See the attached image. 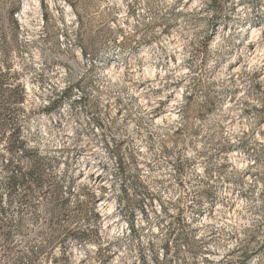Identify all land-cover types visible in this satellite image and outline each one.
I'll return each mask as SVG.
<instances>
[{
	"label": "rangeland",
	"instance_id": "obj_1",
	"mask_svg": "<svg viewBox=\"0 0 264 264\" xmlns=\"http://www.w3.org/2000/svg\"><path fill=\"white\" fill-rule=\"evenodd\" d=\"M0 79V264H264V0H0Z\"/></svg>",
	"mask_w": 264,
	"mask_h": 264
},
{
	"label": "trees",
	"instance_id": "obj_2",
	"mask_svg": "<svg viewBox=\"0 0 264 264\" xmlns=\"http://www.w3.org/2000/svg\"><path fill=\"white\" fill-rule=\"evenodd\" d=\"M2 83L3 81L0 79V86H2ZM15 104L19 106L21 102L19 100L15 101ZM10 139L12 140L10 141V143H8L5 149V153L7 154L8 158H4L5 155L3 153H1L0 155L2 159L1 170L5 174L4 186L6 187V190L8 191L9 195H12L16 187L23 189L25 194L21 198V201H26L28 198V194L32 191L34 187H41L42 175L40 171L35 167L36 162L32 163V159L27 153L24 154V158L25 161L31 165L30 169L26 168V162L19 163V161H15L12 158L13 154L17 150L23 148L24 145L19 129L13 131ZM3 211L4 207H2V209L0 210V214H2ZM6 226L7 223L5 221H2L1 228L3 229ZM0 235H2L5 239H7L9 236L5 232Z\"/></svg>",
	"mask_w": 264,
	"mask_h": 264
},
{
	"label": "bare ground",
	"instance_id": "obj_3",
	"mask_svg": "<svg viewBox=\"0 0 264 264\" xmlns=\"http://www.w3.org/2000/svg\"><path fill=\"white\" fill-rule=\"evenodd\" d=\"M255 32H256V30H252V33H251V35H253Z\"/></svg>",
	"mask_w": 264,
	"mask_h": 264
}]
</instances>
